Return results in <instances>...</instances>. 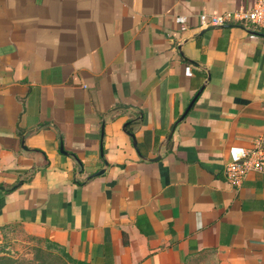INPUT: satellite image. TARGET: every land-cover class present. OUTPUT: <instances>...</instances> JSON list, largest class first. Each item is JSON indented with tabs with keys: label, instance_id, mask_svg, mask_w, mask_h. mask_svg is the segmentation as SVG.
<instances>
[{
	"label": "crops",
	"instance_id": "obj_1",
	"mask_svg": "<svg viewBox=\"0 0 264 264\" xmlns=\"http://www.w3.org/2000/svg\"><path fill=\"white\" fill-rule=\"evenodd\" d=\"M256 1L0 0V244L264 264V178L223 174L264 135V27L199 22Z\"/></svg>",
	"mask_w": 264,
	"mask_h": 264
},
{
	"label": "built area",
	"instance_id": "obj_2",
	"mask_svg": "<svg viewBox=\"0 0 264 264\" xmlns=\"http://www.w3.org/2000/svg\"><path fill=\"white\" fill-rule=\"evenodd\" d=\"M199 22L203 28L228 25L253 29L263 28L264 0H257L248 9L240 8L237 11L223 12L217 15L202 14L199 16ZM186 73L190 74L189 68L186 69ZM223 174L225 180L233 186H240L249 175L258 174L264 178V135L255 137L247 148H230Z\"/></svg>",
	"mask_w": 264,
	"mask_h": 264
},
{
	"label": "rangeland",
	"instance_id": "obj_3",
	"mask_svg": "<svg viewBox=\"0 0 264 264\" xmlns=\"http://www.w3.org/2000/svg\"><path fill=\"white\" fill-rule=\"evenodd\" d=\"M0 264H78L71 261L60 248L40 244L14 231L0 244ZM191 264H218L207 256L197 257Z\"/></svg>",
	"mask_w": 264,
	"mask_h": 264
},
{
	"label": "water",
	"instance_id": "obj_4",
	"mask_svg": "<svg viewBox=\"0 0 264 264\" xmlns=\"http://www.w3.org/2000/svg\"><path fill=\"white\" fill-rule=\"evenodd\" d=\"M209 29H210V28H209ZM194 100H195V98H193V99L191 100L189 106L187 107V109L185 110V112L182 114V116L177 120L176 124H177L178 122H180V121L183 119V117L185 116V114L187 113V111L189 110V108H190V107L192 106V104L194 103ZM123 128H125V126H123ZM169 139H170V136H168V138H166V139H165V140L159 145L156 160H158V159L161 157V155H160L161 148L167 144V142L169 141ZM132 144H133V146H134L135 151H136L137 154L140 156L139 151H138L137 148H136V144H135V140H134V139H132ZM60 151H62V146H60ZM140 157H141V156H140ZM141 158H142V159H145V158H143V157H141ZM105 170H106V165L104 166L103 169H101V170L98 171L97 173L93 174V176H99V175L103 174Z\"/></svg>",
	"mask_w": 264,
	"mask_h": 264
},
{
	"label": "trees",
	"instance_id": "obj_5",
	"mask_svg": "<svg viewBox=\"0 0 264 264\" xmlns=\"http://www.w3.org/2000/svg\"><path fill=\"white\" fill-rule=\"evenodd\" d=\"M125 131H126V133H127L128 135H131V134H132V130H131L130 126H128V125L126 126ZM47 246H50V245H47ZM50 247H55V246H50ZM56 248H58V247H56ZM60 249H61V248H60ZM65 255L67 256V258H69L68 255H67L66 253H65ZM69 260L75 262V260H72V259H70V258H69ZM76 263H78V264H87V263L80 262V261H76Z\"/></svg>",
	"mask_w": 264,
	"mask_h": 264
}]
</instances>
